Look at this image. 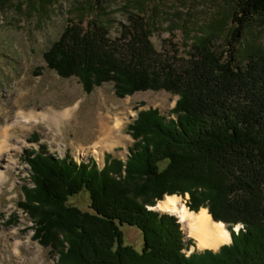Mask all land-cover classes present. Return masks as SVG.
<instances>
[{
	"label": "trees",
	"instance_id": "16d2710c",
	"mask_svg": "<svg viewBox=\"0 0 264 264\" xmlns=\"http://www.w3.org/2000/svg\"><path fill=\"white\" fill-rule=\"evenodd\" d=\"M224 1L233 23L226 48L215 49L216 19L182 65L154 48L153 18L143 5L114 39L98 19L86 27L70 22L44 53L50 70L78 78L87 94L111 83L119 98L178 96L172 118L138 112L128 125L134 143L126 161L106 155L100 169L93 159L58 158L45 145L24 152L30 175L19 206L58 264H264V54L241 59L237 47L250 23L264 21V0ZM83 192L87 211L69 204ZM173 195H188L192 212L207 209L227 226L231 243L188 254L195 244L185 241L179 220L151 210ZM124 225L142 233L140 251L125 244Z\"/></svg>",
	"mask_w": 264,
	"mask_h": 264
},
{
	"label": "rangeland",
	"instance_id": "374dc122",
	"mask_svg": "<svg viewBox=\"0 0 264 264\" xmlns=\"http://www.w3.org/2000/svg\"><path fill=\"white\" fill-rule=\"evenodd\" d=\"M142 5L148 7V15L153 18L155 31L151 42L154 48L177 65L185 64L194 39L207 34L208 25L216 19L222 26L212 30L215 49L221 52L226 48L233 23L232 7L224 0H0V128L12 121L19 109L39 113L50 107L75 108L62 125L47 118H32L34 126L28 129L20 126L12 133L20 144L10 142L9 157L17 162L6 171L9 181L0 193V264H58L57 255L34 239L33 223L19 206L23 201L22 186L29 183L30 175L29 166L22 160L25 151L38 150L45 145L49 153L58 158L70 156L78 164L93 159L102 169L106 155L127 160L134 143L128 125L138 112L151 108L166 118L173 117L170 112L178 96L169 92L146 91L119 98L113 84L106 83L87 94L78 78H61L44 60V53L70 22L82 21L86 27L90 20L98 19L110 29L114 39L119 36L121 26L127 24L128 13H140ZM237 47L241 59L263 55L264 21L250 23ZM100 115L110 118L111 125L116 121L121 123V138L113 147L100 148V153L95 154L92 147L99 137L95 122ZM34 134L38 135V141L32 140ZM180 198L186 205L189 196ZM69 204L89 210L88 193L72 197ZM154 208L166 213L156 207L151 209ZM237 226L233 228L235 232L242 228V225ZM121 230L125 244L140 251L142 233L128 225ZM188 239L197 247V242L185 234V241ZM195 247H190L187 253H192Z\"/></svg>",
	"mask_w": 264,
	"mask_h": 264
},
{
	"label": "bare ground",
	"instance_id": "6f19581e",
	"mask_svg": "<svg viewBox=\"0 0 264 264\" xmlns=\"http://www.w3.org/2000/svg\"><path fill=\"white\" fill-rule=\"evenodd\" d=\"M74 110V107L62 110L50 107L48 109L44 108L38 113L36 110L25 112L19 109L17 110V116L12 121L2 125L0 128V193L5 183L9 181L6 171L12 169L14 163L16 164L17 162V160L9 157L8 153V149L11 147L10 142L15 143L17 141L15 137H12V133L20 126L25 129L34 126L32 118L35 120L47 118L55 124L62 125L67 120L66 118L73 114ZM109 120L101 115L96 118L95 124L99 137L92 147V152L95 154L100 153L98 151L100 148L113 147L121 138L119 134L121 123L116 121L115 125H111ZM24 121L27 123L22 124ZM16 144H20V141H17ZM4 161L6 162L5 166ZM156 208L159 211L175 215L182 225L186 236L193 238L200 249L218 250L222 245L231 243V235L226 226L221 222L213 221L207 209H201L197 213L192 212L181 202V198L176 195L166 196L164 201L159 202Z\"/></svg>",
	"mask_w": 264,
	"mask_h": 264
},
{
	"label": "crops",
	"instance_id": "0c3cea01",
	"mask_svg": "<svg viewBox=\"0 0 264 264\" xmlns=\"http://www.w3.org/2000/svg\"><path fill=\"white\" fill-rule=\"evenodd\" d=\"M196 248H197L198 251H203V250H205V249H200L199 247H196Z\"/></svg>",
	"mask_w": 264,
	"mask_h": 264
},
{
	"label": "water",
	"instance_id": "95a60500",
	"mask_svg": "<svg viewBox=\"0 0 264 264\" xmlns=\"http://www.w3.org/2000/svg\"><path fill=\"white\" fill-rule=\"evenodd\" d=\"M151 210H155V209H151ZM175 216V215H174ZM176 217V216H175ZM239 230H237L236 232H238Z\"/></svg>",
	"mask_w": 264,
	"mask_h": 264
},
{
	"label": "clouds",
	"instance_id": "9594fccd",
	"mask_svg": "<svg viewBox=\"0 0 264 264\" xmlns=\"http://www.w3.org/2000/svg\"><path fill=\"white\" fill-rule=\"evenodd\" d=\"M242 227V226H241Z\"/></svg>",
	"mask_w": 264,
	"mask_h": 264
}]
</instances>
